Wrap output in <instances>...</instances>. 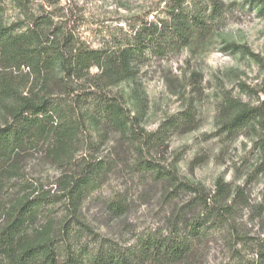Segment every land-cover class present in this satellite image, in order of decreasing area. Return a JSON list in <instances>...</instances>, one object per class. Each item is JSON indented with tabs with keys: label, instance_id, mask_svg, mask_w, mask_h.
<instances>
[{
	"label": "trees",
	"instance_id": "obj_1",
	"mask_svg": "<svg viewBox=\"0 0 264 264\" xmlns=\"http://www.w3.org/2000/svg\"><path fill=\"white\" fill-rule=\"evenodd\" d=\"M7 1L0 0V109L6 117L0 125V264H208L205 251L219 228L231 225L237 192L229 201L228 185L218 180L216 193L208 195L198 185L179 182L173 169L152 156L170 133L194 129V111L188 108L148 133L142 127L146 104L139 88L134 89L139 107L133 115L123 96L109 90L125 81L135 83L151 59L179 54L210 33L217 4L206 14L172 0L162 18L143 16L129 31L121 30L120 37L91 47L42 15L27 24L20 19L8 23ZM9 1L25 5V0ZM225 109L229 112L223 129L228 134L259 117L255 109L236 102ZM93 133L100 141L119 136L129 148L123 164L166 184L164 198L178 191L194 198L168 217L162 231L132 244L83 242L80 232L88 228L82 208L117 164L96 152ZM34 157L60 172L55 190L43 189L28 174L27 163ZM128 201L119 193L104 203L119 218L127 213ZM61 211L64 215L57 218ZM233 256L235 264H261L263 255L257 252V259L248 260L237 251Z\"/></svg>",
	"mask_w": 264,
	"mask_h": 264
},
{
	"label": "rangeland",
	"instance_id": "obj_2",
	"mask_svg": "<svg viewBox=\"0 0 264 264\" xmlns=\"http://www.w3.org/2000/svg\"><path fill=\"white\" fill-rule=\"evenodd\" d=\"M170 1L25 0L20 8L8 0L5 17L8 23L20 19L27 24L42 15L51 18L64 34L71 32L78 41L98 47L114 36L120 37L121 30L129 31L143 16L147 20L162 18L165 4ZM178 1L188 9L201 8L206 14L217 4L210 33L193 40L179 54L151 59L141 67L135 83L122 82L109 93L121 94L133 115L139 107L134 89L139 88L146 104L142 127L148 133L188 108L194 111V129L170 133L164 147L152 154L154 161L173 169L179 182L198 185L208 195L216 193L218 180L228 185L229 201L237 192L231 225L219 228L205 251L208 264H235L233 254L237 251L248 260L257 259V252L261 253L264 264V159L260 153L264 152V3ZM91 72L96 73V69ZM232 102L255 109L259 117L228 134L223 129L229 112L225 106ZM5 118L0 109V125ZM91 135L98 144L96 152L109 155L117 164L82 208V220L88 228L80 232L83 242L104 239L119 245L132 244L138 237L162 231L168 217L194 198L187 191L164 198L166 184L152 181L150 173L131 172L123 164L129 148L119 136L112 134L108 141H100L96 134ZM87 150L89 147L81 152ZM27 172L45 190H55L60 177L56 168L36 157L27 163ZM119 193L125 194L130 207L116 218L104 202ZM63 215L61 211L57 218Z\"/></svg>",
	"mask_w": 264,
	"mask_h": 264
}]
</instances>
